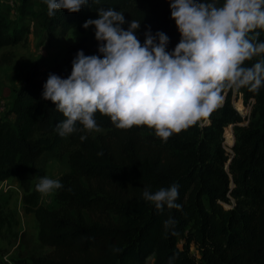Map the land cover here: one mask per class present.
<instances>
[{"label":"trees","instance_id":"trees-1","mask_svg":"<svg viewBox=\"0 0 264 264\" xmlns=\"http://www.w3.org/2000/svg\"><path fill=\"white\" fill-rule=\"evenodd\" d=\"M30 2L19 1L22 13L32 11ZM99 8L130 14L141 22L137 30L143 35L149 27L153 34L163 31L169 50L181 38L170 6L158 0H88L77 12L56 9L43 15L49 31L62 35L85 31L84 22L98 16ZM2 11L0 47L21 43L25 30L12 28ZM248 38L264 41V29L251 30ZM98 44L89 43L87 55H102ZM262 59L264 53H257L243 66ZM48 76L32 73L0 119V183L18 179L26 192L25 209L39 223L40 242L58 254L32 258V264H148L151 257L154 264H264V84L258 91L225 86L222 104L202 118L209 123L197 121L167 140L147 125L118 128L99 111L94 118L105 135L93 137L77 121V148L70 152V170L56 194L62 206L49 210L31 189L36 163L65 137L56 130L65 117L42 96ZM234 89L246 102H255L251 118L234 107ZM227 127L234 128L232 153L224 145ZM148 132L153 135L144 136ZM173 183L179 209L166 204L157 209L143 197L145 187L155 192ZM193 244L200 257L190 255Z\"/></svg>","mask_w":264,"mask_h":264},{"label":"clouds","instance_id":"clouds-1","mask_svg":"<svg viewBox=\"0 0 264 264\" xmlns=\"http://www.w3.org/2000/svg\"><path fill=\"white\" fill-rule=\"evenodd\" d=\"M44 2L54 15L56 9L77 12L88 0ZM170 8L181 34L171 50L169 36L161 30L153 34L150 27L142 43L136 34L141 22L126 21L124 12L113 8H99L98 18L84 22L85 29L94 26L102 55L78 50L70 75L50 73L43 84V98L65 117L57 123L60 136L73 133L77 121L86 130L97 128L94 114L99 111L118 128L147 125L167 140L208 116L225 86L259 90L264 59L247 67L243 63L264 53V41L248 38L251 30L264 29V0H170ZM61 186L59 179L41 176L35 187L47 194ZM143 197L157 209L182 207L175 202V183L155 192L145 187Z\"/></svg>","mask_w":264,"mask_h":264},{"label":"rangeland","instance_id":"rangeland-1","mask_svg":"<svg viewBox=\"0 0 264 264\" xmlns=\"http://www.w3.org/2000/svg\"><path fill=\"white\" fill-rule=\"evenodd\" d=\"M20 0H0V8L5 13L12 28L25 30V38L14 46L0 47V119L8 115L17 90L25 84L26 79L36 72L40 76L55 73L66 78L72 70V60L78 50H83L87 55L89 43H100L95 38L94 26L81 32L72 29L65 34H52L46 26L43 12L47 10L44 0H31L32 11L24 14L19 5ZM164 5L165 1L158 0ZM8 7V10L4 8ZM168 7V6H167ZM163 8V7H162ZM125 20L131 21L130 14L125 13ZM98 18V16L92 19ZM123 27L126 29L128 24ZM137 37L144 41L145 36L137 30ZM223 97L218 102L222 104ZM232 103L242 115L251 118L254 111V101H245V97L234 89ZM240 107L242 108L240 110ZM200 125L209 123L207 118L199 120ZM93 137L107 134V131L97 127L89 130ZM152 133H145L148 137ZM153 135V134H152ZM235 141L234 128L225 130L224 145L232 153L230 146ZM77 148L74 132L66 135L63 142L51 152L44 155L36 163L31 181V189L36 188L41 176L61 179L69 172L70 152ZM57 190L42 194L38 192L39 203L49 210H58L61 203L57 199ZM26 192L20 186L16 177L8 182L0 183V264H32V258H54L58 254L40 242L38 238L39 223L33 212L25 209ZM224 208H230L225 205ZM183 247V240L179 241ZM190 255L200 257L197 247H190ZM7 257V260L4 258ZM151 257L148 264H154Z\"/></svg>","mask_w":264,"mask_h":264},{"label":"crops","instance_id":"crops-1","mask_svg":"<svg viewBox=\"0 0 264 264\" xmlns=\"http://www.w3.org/2000/svg\"><path fill=\"white\" fill-rule=\"evenodd\" d=\"M12 178V177H11ZM10 179V178H9ZM9 179H7V180H5V181H3V182H8L9 181Z\"/></svg>","mask_w":264,"mask_h":264},{"label":"bare ground","instance_id":"bare-ground-1","mask_svg":"<svg viewBox=\"0 0 264 264\" xmlns=\"http://www.w3.org/2000/svg\"><path fill=\"white\" fill-rule=\"evenodd\" d=\"M242 108L240 107V110H241Z\"/></svg>","mask_w":264,"mask_h":264}]
</instances>
